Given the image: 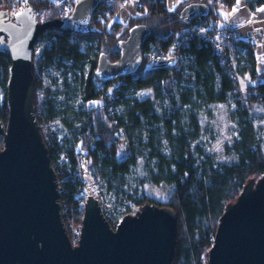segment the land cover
<instances>
[{"label": "trees", "instance_id": "trees-1", "mask_svg": "<svg viewBox=\"0 0 264 264\" xmlns=\"http://www.w3.org/2000/svg\"><path fill=\"white\" fill-rule=\"evenodd\" d=\"M244 1L251 11L264 6V0ZM236 2L178 0L177 7L169 11L166 0H141V15L130 18L124 26L113 24L107 29L117 6L102 0L91 17L90 26H75L70 30L54 27L45 29L39 39L46 40L48 46L41 52L40 60L32 56L33 109L39 112L36 120L40 130L47 127L50 131L51 140L45 142L49 157L56 153L67 155L70 165L63 167V175L70 178L78 170L75 150L84 154L85 161L81 168L100 174L108 193L127 199L132 204L128 212L147 204L173 211L176 215V238L171 264H205L226 206L236 201L246 183L264 175V152L249 120L248 111L238 106V132L237 138L230 144L229 162L215 167L213 163H199L195 158L193 144L201 132L195 109L200 105L225 103L229 96L239 95L237 71L232 63L235 56L230 55L231 66L221 65L214 42L194 37L188 41L179 63L174 65L170 62L166 67L143 76L151 62L144 53L150 50L154 58L164 57L180 42L193 23L203 21L210 31H222L223 14L233 10ZM192 3L207 6L208 15L186 25L180 20V12ZM21 5L31 7L35 12L43 9L41 18L46 21L63 17L59 8L64 5H54L50 0H26ZM2 7L8 10L19 8L12 0H0ZM36 20L38 22L41 19L36 15ZM136 25L145 26L150 33L145 40L142 62L136 73L117 79L123 83L115 91L116 113L107 117L101 109L88 111L85 106L100 99L104 90L117 81L100 82L96 79L94 70L99 54H105L109 62L116 61L119 58L118 42L125 40L128 30ZM84 41H95L94 55L91 56L89 48L82 46ZM236 45L245 49L241 58L238 57V62L243 66L239 69L240 74L253 73L255 76L254 47L242 41L236 42ZM10 66L8 54L0 51V123L4 126L8 112L6 91ZM53 67L73 73L77 84V92L73 95H80L75 107L62 104L53 96L61 90L42 87L40 71ZM231 70L233 76L229 74ZM134 77L136 79L131 81ZM258 78L260 81L251 89L253 104L264 100V72ZM95 83L102 84L103 88L97 89ZM128 83L137 90L156 83L159 95L166 101L169 117L161 119L155 114L153 97L123 98L122 91ZM178 83L191 87H184V91L179 93L175 88ZM236 103L239 105V101ZM119 104L124 108L122 115L118 113ZM183 107L188 108L181 111ZM160 124L163 128L161 137ZM145 126L149 128L147 138L143 137ZM71 133L73 143L68 144ZM163 141L166 142L167 153L162 149ZM146 150L149 152L147 158L144 153ZM148 158L155 161V170L147 175V179L145 176L139 179L138 190L142 199L133 201L123 189L125 178L132 167L140 168ZM76 179L63 183L68 191V202H71L72 193L81 188L78 177ZM146 180L151 184L172 188L170 198L164 205L152 203L145 196ZM81 198L84 207L85 196ZM81 215L78 214L80 218Z\"/></svg>", "mask_w": 264, "mask_h": 264}, {"label": "water", "instance_id": "water-1", "mask_svg": "<svg viewBox=\"0 0 264 264\" xmlns=\"http://www.w3.org/2000/svg\"><path fill=\"white\" fill-rule=\"evenodd\" d=\"M102 0H77L70 13L38 23L31 7L17 15L0 10V51L11 66L6 91L5 126L0 123V264H171L176 215L168 208L144 205L112 231L95 199L83 207L81 236L72 247L63 229L55 174L50 166L33 109L32 56L40 34L88 27ZM208 15L204 4L180 12L190 25ZM150 31L143 25L128 30L118 42L119 58L98 56L94 76L115 81L136 73ZM207 264H264V175L250 180L219 219Z\"/></svg>", "mask_w": 264, "mask_h": 264}, {"label": "rangeland", "instance_id": "rangeland-1", "mask_svg": "<svg viewBox=\"0 0 264 264\" xmlns=\"http://www.w3.org/2000/svg\"><path fill=\"white\" fill-rule=\"evenodd\" d=\"M13 3L17 4V6L19 7L18 10H9L14 16L17 15L22 10H24L25 8H27L21 5L22 4L21 0L13 1ZM2 9L6 10L4 7L0 8V10ZM42 10L43 9H41V11ZM42 17H43V13H42ZM43 21L46 22V20L41 18V20H39L38 23H41ZM47 46H48V42L46 40L39 38L37 39L33 50V55L36 60H40V54ZM82 46L89 48L88 50L91 56L94 55V53H96L95 41H84ZM144 55L151 59V62L149 63V65H147L148 67H150L152 61L154 60L152 51L149 50L146 53H144ZM236 55L237 56L233 58L232 63L237 71V78H238L237 89L239 91V95L237 97L233 95L229 96L228 100L225 103H218L214 105H200L195 109L201 125V132H200V137L193 144V148L195 151V158L199 163L205 161L208 163H213L215 167H219L229 162L230 160L229 153L231 152L229 149L230 144L233 139L237 138V132H238L237 121L239 118L236 115L238 112V106H240L241 109H246L248 111L249 120L255 128L257 138L264 152V100L258 101L256 104H253L252 103L253 97L251 90L252 87L260 81V79L257 77V75L253 76L252 75L253 73L240 74L239 69L243 67L242 64L238 62L239 59L241 58L240 57L241 54L240 55L236 54ZM170 62L174 63L173 61ZM263 65H264V61H263ZM146 68L143 72V76L148 75L150 73V72L148 73L146 72ZM40 78H41V85L44 89L49 88L52 89L53 91L55 89L61 90V92L53 95L57 98V100L60 103L69 104L72 105L73 107L76 106V102L79 100L80 95H77L76 97L73 95L74 92H77V89H75L77 84L72 72H68L66 69L64 68L60 69L58 67L44 68L40 71ZM135 79L136 77L131 79V81ZM95 86L99 90L103 88V85L100 83H95ZM118 86L119 84L117 81L111 83V85L104 90L103 94L117 90ZM184 87H191V86H187L183 83H178L175 88L177 92L181 93L184 91L183 90ZM122 93L124 96L123 98L125 99H139V98H145L147 96L153 97L154 98L153 107L155 114L161 119L163 118L167 119L169 117L166 101L164 98H162L159 95V92L157 91L156 88V83H153L150 87H147L142 90H137L131 83H128V86L126 87V89H123ZM236 101H239V105L236 103ZM91 105H92L91 103L86 105L85 109H88V107H91ZM117 108L119 115H122L124 113L123 106L119 104L117 105ZM187 108L188 107H183L181 111H184ZM159 129H160L159 133H161V135L159 134V137H161L163 133V128L161 124L159 125ZM148 130L149 128L145 126L143 129L144 138H147ZM72 137L73 136L71 133L69 136L70 140L67 142L68 144L73 143ZM144 142H146V139H144ZM161 146L163 151L167 153L166 142L163 141L161 143ZM2 149H3V141L1 138L0 151ZM144 153L147 158L149 152L146 150ZM139 167L140 168L138 167L131 168L130 173L125 178V186L123 188L125 193L133 198V201L142 199L140 192L138 190V185L140 181L139 179H141V177L144 176L147 179V175L149 173L150 174L153 173V171L155 170V161L152 158H148L147 162L145 161L144 164L140 165ZM82 170L84 172V180L89 182L88 187L90 188V191L91 192L94 191L92 187L93 183L88 174V170H86L85 167ZM55 177L58 187L59 178L57 177V175H55ZM253 181H256V179H254ZM144 191H145V196L148 197V200L150 202L159 205H164L170 198L172 188L168 185L151 184L149 181L146 180V184L144 185ZM105 196L109 201H112L113 195L111 193H108L106 191ZM139 210L140 208H136L135 212L137 211L139 212ZM207 261H208V254H207V260H205V264H207Z\"/></svg>", "mask_w": 264, "mask_h": 264}, {"label": "built area", "instance_id": "built-area-1", "mask_svg": "<svg viewBox=\"0 0 264 264\" xmlns=\"http://www.w3.org/2000/svg\"><path fill=\"white\" fill-rule=\"evenodd\" d=\"M12 1H19V0H12ZM25 1L26 0H21L22 3H25ZM68 9L70 8H67L64 6L60 7V13L63 16L61 19H64L69 14ZM42 11L39 10L35 13L33 11V15L35 19H36V15L39 17V19H41ZM41 23H44V21ZM194 37L212 40L215 44L216 52L219 55V63L224 66H227V65L231 66L232 64L230 61L231 60L230 59V45L238 41H243V38L241 37L239 31L235 32L234 29L231 27H226L222 31L212 32L207 27L206 23L203 21L198 22V23H193L192 25H190L188 31L182 37L180 42L174 48L168 51L164 55V57L154 58V60L151 63V66L150 67L147 66L148 68H146V72L148 73L156 69L166 67V65L170 61H173L174 65L179 63L180 60L182 59L183 51L188 46V41ZM253 54L255 57L259 58L261 61H264V45L255 49L253 51ZM229 74L233 76L234 75L233 70L229 71ZM117 82L119 86H121L123 83L121 80H117ZM115 91H112L110 93H105L101 96L100 99L90 102L92 105L91 107L87 106L88 107L87 110L95 111L96 109H101L103 113L107 115V117L114 116V114L116 113L115 107H114L115 98H116ZM35 115L36 116L39 115V112H35ZM39 131H40V135H41L43 142L48 143L51 140L50 131L48 130V128L42 127V129L40 130V127H39ZM74 154L77 159L78 170L70 178H67L63 175V167L70 165L69 163L70 161L67 155H64V154L57 155L56 153L50 156L51 158L48 155L49 159H51L50 166L54 174L57 175V177L59 178V185L57 187L59 198L57 202L60 208L64 233L66 237L68 238L69 243L71 244L72 247L77 246L80 236H81L82 219H83V211H82L83 201L81 197L83 195L85 196L86 200L88 198H93L96 200L103 218L108 223L109 228L112 231L116 230V228L122 222L124 217H126L127 215L135 216L136 213L138 212V211L135 212L136 208L131 209L128 212V208L130 207L132 208V204H130V202L127 199L123 198L122 196H119V197L113 196L112 201H109L107 197L105 196L106 195V185L102 179V176L98 173L93 174L90 170H88V174L90 176V179L92 180V183H93L92 187L94 190L91 192L90 188L88 187L89 182L84 180V172L82 170L83 168H81L82 162L85 161V158H84L85 155L82 153H79L77 150H75ZM75 176L78 177L82 185L80 189L72 193L71 202H68V198H67L68 191L65 190L63 183H67L70 180L73 182L76 181L77 179ZM78 214L80 215L82 214L81 215L82 217L80 218Z\"/></svg>", "mask_w": 264, "mask_h": 264}, {"label": "crops", "instance_id": "crops-1", "mask_svg": "<svg viewBox=\"0 0 264 264\" xmlns=\"http://www.w3.org/2000/svg\"><path fill=\"white\" fill-rule=\"evenodd\" d=\"M54 5H64L67 8L70 7L72 2L77 0H50ZM117 8L108 24V28L113 24L124 26L130 18L141 15L139 8H141V0H108ZM178 4V0H166V6L169 11H173ZM143 13V12H142ZM224 22L223 27H231L235 32L239 31L242 42L251 44L254 49L264 45V6L251 11L247 8L244 0H237L235 8L230 12L223 14ZM259 50V49H258ZM257 50V52H258ZM260 52V51H259ZM245 49L237 46L236 43L230 45L231 57L237 56L236 54H244ZM256 58L255 75H259L264 72L263 61ZM263 67V68H262Z\"/></svg>", "mask_w": 264, "mask_h": 264}, {"label": "flooded vegetation", "instance_id": "flooded-vegetation-1", "mask_svg": "<svg viewBox=\"0 0 264 264\" xmlns=\"http://www.w3.org/2000/svg\"><path fill=\"white\" fill-rule=\"evenodd\" d=\"M70 8V7H69Z\"/></svg>", "mask_w": 264, "mask_h": 264}]
</instances>
